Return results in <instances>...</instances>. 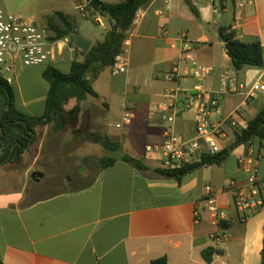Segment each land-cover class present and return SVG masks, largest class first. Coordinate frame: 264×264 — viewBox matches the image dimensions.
Masks as SVG:
<instances>
[{
	"label": "crops",
	"instance_id": "0c3cea01",
	"mask_svg": "<svg viewBox=\"0 0 264 264\" xmlns=\"http://www.w3.org/2000/svg\"><path fill=\"white\" fill-rule=\"evenodd\" d=\"M191 2L198 19L184 0H151L140 7L143 16L127 35L125 72L112 75L106 68L91 83L97 98L89 96L87 100L100 107V134L119 143L118 151H109L116 159L112 166L98 168L90 182L81 187L34 199L19 190L15 181V172L31 145L20 157L0 165V264H151L161 257L166 258L167 264H207L202 253L209 249L210 264L260 263L264 207L242 218L233 209L230 196L221 195L229 222L222 228L213 227L205 213L198 223L194 222V211L205 186L219 191L231 179L244 181L237 159L249 148L258 150L256 138L249 146L236 147L220 166L199 168L180 181L158 173V154L146 151L147 147H158L168 134L185 139L194 135L195 106L200 93L197 88L217 92L224 74L235 76L246 91L259 80L264 85V0ZM82 3L0 0L7 12L45 29L49 17L60 12L70 17L77 36L92 46L103 40L107 20L104 18L103 29L81 17L76 8ZM215 9L217 13L213 12ZM76 18L97 26L101 30L99 36H83ZM221 27L228 28L243 43L257 41L263 66L235 70L219 36ZM182 35L197 64L212 68L209 76L193 78L188 62L181 60L178 76L169 77L180 60ZM65 39L67 47L57 50L50 65L59 70L62 67L64 70L60 71L67 73L71 62L81 61L82 56ZM65 48L68 54L63 58ZM43 70L39 66L24 68L13 83L18 86L21 78L30 79L37 73L41 76ZM13 91L15 94L14 88ZM47 91L46 83L40 114L31 112L32 102L19 103L15 94L18 108L31 116L41 115ZM263 106L264 89L248 99L244 94L219 97L220 114L214 120L234 114L236 122L235 128L225 126L227 138L221 142L224 148L234 140L235 130L244 128ZM125 111L131 116L129 123L116 128ZM167 117L172 121H167ZM42 128L41 141L49 133V127ZM260 150L259 179L264 184V143ZM40 154L41 150L35 156L36 163ZM123 156L141 160L146 168H135L122 161ZM32 165L28 164L23 176L36 171Z\"/></svg>",
	"mask_w": 264,
	"mask_h": 264
},
{
	"label": "trees",
	"instance_id": "16d2710c",
	"mask_svg": "<svg viewBox=\"0 0 264 264\" xmlns=\"http://www.w3.org/2000/svg\"><path fill=\"white\" fill-rule=\"evenodd\" d=\"M77 1L87 2L89 10L98 12L107 20L108 26L103 40L84 52L75 44L74 37L77 32L70 17L60 12L49 17L46 25L49 40L55 42L68 38L82 56V60H73L67 73L61 72L50 64L45 66L41 77L48 84V91L43 112L39 116H31L21 111L18 108L12 86L0 79V165L20 157L29 142L30 145L36 142L37 127L47 126L49 133L59 134L77 122L83 111L80 104L85 102L89 96L97 98V94L91 86L92 81L103 70L111 67L115 56L121 52L136 11L151 0H122L118 3H106L100 0ZM184 2L198 19V13L191 0H184ZM219 36L235 70H240L244 66L257 68L263 66L262 49L257 41L243 43L225 27L219 29ZM70 101H75V105L70 110H66ZM255 138L258 140L259 149L262 148L264 143V106L244 128L235 130L234 140L220 152L213 155L203 154L199 162L185 164L178 169H159L157 172L166 178L180 181L183 176L199 168L220 166L236 147L249 146ZM88 139L107 151L116 152L119 150V143L111 140L106 134L89 133ZM121 160L140 170L146 168L141 160L129 156H123ZM115 162L116 159L113 157H104L98 163L99 170L110 167ZM211 255V249L202 253L207 264L211 263ZM151 264H167V260L165 257H161L153 260ZM259 264H264V236Z\"/></svg>",
	"mask_w": 264,
	"mask_h": 264
},
{
	"label": "built area",
	"instance_id": "2783aa9c",
	"mask_svg": "<svg viewBox=\"0 0 264 264\" xmlns=\"http://www.w3.org/2000/svg\"><path fill=\"white\" fill-rule=\"evenodd\" d=\"M88 3L83 2L77 6L81 17H87L95 25L105 28L104 17L98 12L88 9ZM217 13L218 10H213ZM143 16L139 8L131 22L130 31L139 23ZM183 49L180 52L177 64L174 65L170 78L178 76L181 60L188 62L190 75L196 79H203L210 75L212 68L198 65L191 56L187 46V39L181 36ZM67 40L52 42L49 40V32L33 24L31 21L7 12L0 4V79L7 84H12L18 71L27 67L49 65L54 60L55 49L67 47ZM127 37L123 42L121 52L115 56L110 67L112 75H118L126 70L127 66ZM69 48V47H68ZM70 51H73L69 48ZM236 80L231 74H224L219 83L217 92H200L195 106L194 135L190 138L168 134L158 147H147V152H156L159 156L160 168L174 170L185 164L199 162L203 154H216L224 147L221 142L227 138L225 126L235 128L234 114L214 120L215 115L220 114L219 97L226 94H244L248 99L257 90H263L261 80L255 82L249 90ZM130 114L125 111L116 128L126 125L130 121ZM172 121L171 117L166 118ZM262 149V148H260ZM249 148L237 159L240 171L245 175L243 182L229 180L225 186L215 191L211 186H205L204 192L194 211V222H199V217L205 213L209 223L213 227H224L229 222L221 195H229L233 209L242 217L253 215L264 207V184L259 179L258 163L262 157V151ZM217 238V237H216Z\"/></svg>",
	"mask_w": 264,
	"mask_h": 264
},
{
	"label": "rangeland",
	"instance_id": "374dc122",
	"mask_svg": "<svg viewBox=\"0 0 264 264\" xmlns=\"http://www.w3.org/2000/svg\"><path fill=\"white\" fill-rule=\"evenodd\" d=\"M76 22L81 27L80 33L83 36L89 37V34L92 33L99 36L101 33V30L90 22L80 18H76ZM56 53L57 48L55 49ZM67 54V48H65L63 58L67 57ZM57 59H61V57L59 56ZM45 66H39V70H43ZM60 70L64 69L61 67ZM17 83L18 86L16 83L12 85L18 102L24 104L32 102L31 112L35 115L40 114L44 100L43 95L46 92V82L37 73L30 79L21 78ZM74 104L75 101H70L66 109L73 107ZM80 106L83 111L77 122L70 126L71 128L59 134L47 133L43 141H41L40 134L43 128L39 126L36 129L37 140L23 155V163L15 172V181L19 184V190L29 194L31 198H44L89 183L99 168V161L104 157L113 156L112 153L88 139L89 133H101L100 125L103 117L100 116V107L91 99L82 102ZM23 110L28 112L26 108ZM40 150L41 154L36 163L35 156ZM26 163H33L32 169L41 173L43 177L33 181L31 179L32 172L26 177L23 176L25 168L28 167ZM67 179L70 181H65Z\"/></svg>",
	"mask_w": 264,
	"mask_h": 264
},
{
	"label": "water",
	"instance_id": "95a60500",
	"mask_svg": "<svg viewBox=\"0 0 264 264\" xmlns=\"http://www.w3.org/2000/svg\"><path fill=\"white\" fill-rule=\"evenodd\" d=\"M74 40H75L76 46L80 50H82L84 52H87L90 49L91 43L89 41H87V40H85V39H83V38H81V37H79L77 35L74 37ZM29 145H30V142H29L28 146ZM28 146L25 147L24 150H26L28 148ZM42 177H43V175L41 173H39V172L34 171V172L31 173V179L33 181H37L39 178H42Z\"/></svg>",
	"mask_w": 264,
	"mask_h": 264
},
{
	"label": "flooded vegetation",
	"instance_id": "af4514ba",
	"mask_svg": "<svg viewBox=\"0 0 264 264\" xmlns=\"http://www.w3.org/2000/svg\"><path fill=\"white\" fill-rule=\"evenodd\" d=\"M65 181L69 182V181H70V179H67V180H65ZM79 182H80V181H79ZM79 184H80V183H79ZM79 184H78V185H79ZM78 185H75V186H78Z\"/></svg>",
	"mask_w": 264,
	"mask_h": 264
}]
</instances>
